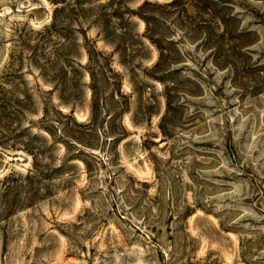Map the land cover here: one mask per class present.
Here are the masks:
<instances>
[{
  "label": "rangeland",
  "instance_id": "374dc122",
  "mask_svg": "<svg viewBox=\"0 0 264 264\" xmlns=\"http://www.w3.org/2000/svg\"><path fill=\"white\" fill-rule=\"evenodd\" d=\"M0 264H264V0H0Z\"/></svg>",
  "mask_w": 264,
  "mask_h": 264
}]
</instances>
